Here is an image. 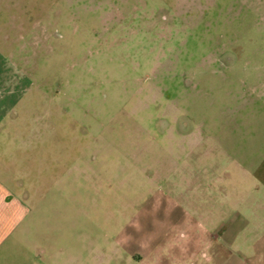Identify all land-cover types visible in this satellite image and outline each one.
<instances>
[{"label": "rangeland", "instance_id": "1", "mask_svg": "<svg viewBox=\"0 0 264 264\" xmlns=\"http://www.w3.org/2000/svg\"><path fill=\"white\" fill-rule=\"evenodd\" d=\"M0 52L69 150L78 126V170L56 183L46 156V188L64 193L70 237L77 223L93 243L87 264H138L171 209L203 206L189 195L205 168L221 173L226 113L264 81V0H0Z\"/></svg>", "mask_w": 264, "mask_h": 264}, {"label": "crops", "instance_id": "2", "mask_svg": "<svg viewBox=\"0 0 264 264\" xmlns=\"http://www.w3.org/2000/svg\"><path fill=\"white\" fill-rule=\"evenodd\" d=\"M6 66L0 65L1 72ZM34 85L24 76L0 77V264H87L96 257L93 243L85 252L77 223L70 237L64 193L60 185L46 188L52 181L46 156L49 166L57 167L56 183L66 170H78V126L69 150L61 134L67 127L53 124L51 111L40 114L25 105ZM252 87V95L239 96L235 111L226 113L227 125L220 127L225 158L219 177L212 176L210 164L204 192L189 195L200 194L203 206L171 209L170 222L157 237L140 242L139 255L131 254L138 264H264V81ZM49 98L61 116V95ZM38 119L44 123L36 124ZM118 258L111 256L112 262Z\"/></svg>", "mask_w": 264, "mask_h": 264}, {"label": "clouds", "instance_id": "3", "mask_svg": "<svg viewBox=\"0 0 264 264\" xmlns=\"http://www.w3.org/2000/svg\"><path fill=\"white\" fill-rule=\"evenodd\" d=\"M180 235H181V238L183 239V238H184V234H183V233H181Z\"/></svg>", "mask_w": 264, "mask_h": 264}]
</instances>
